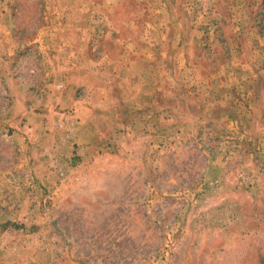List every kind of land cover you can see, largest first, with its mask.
I'll use <instances>...</instances> for the list:
<instances>
[{"label":"rangeland","instance_id":"374dc122","mask_svg":"<svg viewBox=\"0 0 264 264\" xmlns=\"http://www.w3.org/2000/svg\"><path fill=\"white\" fill-rule=\"evenodd\" d=\"M0 264H264V0H0Z\"/></svg>","mask_w":264,"mask_h":264}]
</instances>
